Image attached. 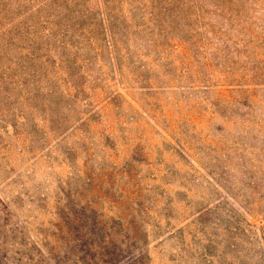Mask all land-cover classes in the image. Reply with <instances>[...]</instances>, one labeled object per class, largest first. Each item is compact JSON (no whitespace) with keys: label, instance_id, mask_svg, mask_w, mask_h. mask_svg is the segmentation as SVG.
Here are the masks:
<instances>
[{"label":"rangeland","instance_id":"obj_1","mask_svg":"<svg viewBox=\"0 0 264 264\" xmlns=\"http://www.w3.org/2000/svg\"><path fill=\"white\" fill-rule=\"evenodd\" d=\"M88 1L114 48L0 98V264H264V0Z\"/></svg>","mask_w":264,"mask_h":264},{"label":"trees","instance_id":"obj_2","mask_svg":"<svg viewBox=\"0 0 264 264\" xmlns=\"http://www.w3.org/2000/svg\"><path fill=\"white\" fill-rule=\"evenodd\" d=\"M23 1L30 7L17 12L15 17L24 21L38 19L35 24L29 21L23 26L21 22L17 24L13 21L15 17L6 18L12 9L17 11L20 8L21 2L15 0L11 8H6L4 0H0V98L27 100L29 95H36L40 91L50 94L53 90L47 81L48 75L57 74L62 70L61 65L74 57L81 46L78 40H93L92 33L97 30L96 27L100 28L106 48H114L116 35L111 33L109 21L105 15L102 18L98 11L92 13L93 8L88 0ZM90 16H93V25L97 17L95 28L85 24ZM69 79V73H63V83L68 84ZM74 90L68 84L60 93L72 97ZM17 92L19 95H16ZM3 103L0 102V106Z\"/></svg>","mask_w":264,"mask_h":264}]
</instances>
